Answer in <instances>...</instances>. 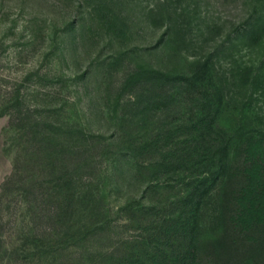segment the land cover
<instances>
[{
    "label": "rangeland",
    "instance_id": "obj_1",
    "mask_svg": "<svg viewBox=\"0 0 264 264\" xmlns=\"http://www.w3.org/2000/svg\"><path fill=\"white\" fill-rule=\"evenodd\" d=\"M263 24L0 0V264H264Z\"/></svg>",
    "mask_w": 264,
    "mask_h": 264
},
{
    "label": "trees",
    "instance_id": "obj_2",
    "mask_svg": "<svg viewBox=\"0 0 264 264\" xmlns=\"http://www.w3.org/2000/svg\"><path fill=\"white\" fill-rule=\"evenodd\" d=\"M261 31H264V24H263V29H262ZM263 65H264V63H263ZM262 78H264V75H262V76H261V75H258V77H257L258 80H260V79H262ZM258 80H257V81H258ZM259 85H260V84H259ZM224 159H226V156H224ZM223 162H225V160H223Z\"/></svg>",
    "mask_w": 264,
    "mask_h": 264
}]
</instances>
